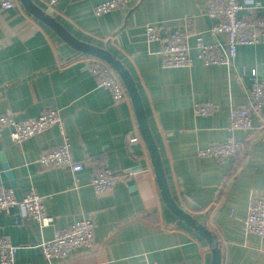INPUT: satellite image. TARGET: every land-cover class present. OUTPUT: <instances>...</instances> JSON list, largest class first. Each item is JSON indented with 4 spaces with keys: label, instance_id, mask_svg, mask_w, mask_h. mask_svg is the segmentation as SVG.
<instances>
[{
    "label": "crops",
    "instance_id": "0c3cea01",
    "mask_svg": "<svg viewBox=\"0 0 264 264\" xmlns=\"http://www.w3.org/2000/svg\"><path fill=\"white\" fill-rule=\"evenodd\" d=\"M31 1L77 40L108 50L128 69L171 197L217 238L221 264H264V239L244 227L249 199L264 198V106L252 116L251 131L227 130L230 110L248 105L251 72L264 84V45L239 46L230 66H205L192 52L190 68L163 69L161 45L147 42L145 26L169 34L190 19L191 33H200L207 44H223V35L208 33L213 24L204 15L209 0H128L127 6L102 16H94L92 9L107 0H59L54 9ZM257 4L264 15V0ZM88 57L30 15L19 0L11 10L0 9V115L26 121L45 109L57 110L72 159L85 162L74 185L67 168L37 163L43 152L61 144L58 128L20 144L2 133L0 183L12 188L14 181L18 197L36 191L53 218L50 226L40 228L17 209L0 212V237L19 247L15 264H48L35 245L86 218L94 226V246L50 264H210L209 246L162 202L132 104L112 102L90 74ZM195 103L212 104L215 110L195 116ZM230 138L244 142L241 165L198 156L200 149ZM101 160L114 173L136 174L96 195L90 182L94 163Z\"/></svg>",
    "mask_w": 264,
    "mask_h": 264
},
{
    "label": "built area",
    "instance_id": "2783aa9c",
    "mask_svg": "<svg viewBox=\"0 0 264 264\" xmlns=\"http://www.w3.org/2000/svg\"><path fill=\"white\" fill-rule=\"evenodd\" d=\"M49 9H54L59 0H41ZM128 0H107L93 7L94 16H102L127 6ZM18 5V0H0V9L8 11ZM260 6L257 0H209L204 9V15L213 24L208 33L223 35L225 42L207 44L200 33H191L192 21L185 20L181 29L169 34H162L154 25L145 26L147 42L161 45L159 51L160 66L163 69L190 68L193 56L205 66H230L236 56L239 46L264 45V15L259 14ZM193 39V45L190 44ZM90 74L97 80L98 85L106 89L114 104L129 102L128 94L115 71L105 62L94 58H87ZM251 86L248 91V105L231 109L229 112L227 130L251 131L253 129L252 116L259 114L264 106V84L255 71L250 74ZM215 110L212 104H193L195 116L207 117ZM62 119L57 110L45 109L37 118L17 121L11 114L0 115V136L7 132L13 143L20 144L30 138L46 132L51 128H58L62 136L61 144L49 151L43 152L37 163L42 167L67 168L77 185L76 174L85 168V162L74 161L70 152V143L62 130ZM138 137H132L129 142L134 143ZM201 158H215L219 162L232 161L234 165H241L245 157L243 140L230 138L223 143H215L198 151ZM95 164L94 175L90 186L96 195H104L114 187L119 180L134 176L135 171L125 174L112 172L103 160ZM239 168V167H238ZM44 198L36 191L30 190L20 199L11 188L0 183V212L8 214L13 209L34 221L40 228L52 224L53 218L47 216L44 210ZM246 232L264 239V198L251 197L248 202L247 214L244 220ZM94 246V226L90 219H82L69 225L65 230L55 232L52 239L37 245L45 261L50 264L52 259H66L78 249H91ZM19 247L9 240L0 237V264H15Z\"/></svg>",
    "mask_w": 264,
    "mask_h": 264
},
{
    "label": "water",
    "instance_id": "95a60500",
    "mask_svg": "<svg viewBox=\"0 0 264 264\" xmlns=\"http://www.w3.org/2000/svg\"><path fill=\"white\" fill-rule=\"evenodd\" d=\"M19 3L30 15H32L34 18H36L49 29H51L69 47L78 51L81 54L88 55L90 57H94L105 62L115 71L128 94L130 103L132 104L134 116L138 126V131L148 151L163 204L177 220L182 222L186 227H188L202 240H204L205 243L209 246L211 253L210 264H221L222 254L220 244L217 238L206 226H204L191 215H189L187 212L182 210L173 201L171 197L167 185L163 164L159 155V150L149 128L137 86L125 65L108 50L77 40L55 18H53L47 12L36 6L31 0H19ZM3 168L7 172V176L12 179L11 173L8 172V167L5 163H3ZM11 187V189L14 190L17 196V193L15 191L16 185L14 181H12ZM20 198L21 197H18V199Z\"/></svg>",
    "mask_w": 264,
    "mask_h": 264
}]
</instances>
